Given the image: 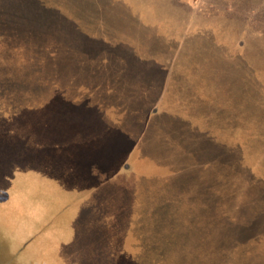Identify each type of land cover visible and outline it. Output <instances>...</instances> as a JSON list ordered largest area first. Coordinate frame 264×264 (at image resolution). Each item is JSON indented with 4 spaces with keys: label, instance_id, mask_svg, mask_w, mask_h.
Instances as JSON below:
<instances>
[{
    "label": "rangeland",
    "instance_id": "374dc122",
    "mask_svg": "<svg viewBox=\"0 0 264 264\" xmlns=\"http://www.w3.org/2000/svg\"><path fill=\"white\" fill-rule=\"evenodd\" d=\"M2 1L0 91L10 108L24 107L35 133L43 125L120 160L103 172L118 187L103 189L107 209L136 201L138 215L128 209L126 219L140 243L158 242L152 262H258L252 253L264 248L244 250L240 227L254 199L260 223L245 234L264 242V0H53L50 18L76 62L66 70L40 52L38 28L11 19ZM18 1L28 15L50 12L47 0ZM6 234L0 264H50L38 238Z\"/></svg>",
    "mask_w": 264,
    "mask_h": 264
},
{
    "label": "water",
    "instance_id": "95a60500",
    "mask_svg": "<svg viewBox=\"0 0 264 264\" xmlns=\"http://www.w3.org/2000/svg\"><path fill=\"white\" fill-rule=\"evenodd\" d=\"M7 101L9 96L0 91L2 233L19 243L33 244L38 238L42 246L35 248L50 264H154L152 247L158 242L148 237L140 243L126 219L128 209L138 215L136 201L107 209L110 195L103 189L110 183L113 190L117 186L104 179L120 160L97 143H66L43 125L35 133L24 107L10 108ZM121 187L136 191L135 185ZM146 225L150 231L155 223L148 220Z\"/></svg>",
    "mask_w": 264,
    "mask_h": 264
},
{
    "label": "trees",
    "instance_id": "16d2710c",
    "mask_svg": "<svg viewBox=\"0 0 264 264\" xmlns=\"http://www.w3.org/2000/svg\"><path fill=\"white\" fill-rule=\"evenodd\" d=\"M4 1H6L8 7L10 8V11L12 13V15L9 16L11 19H13L15 21L19 20L21 23L24 22V24L27 25L28 27H32V25H33L35 28H38L37 31L39 30L38 35H39V42H40L39 50L46 58H49V60L54 61L56 64L63 65L64 68H65V65L71 66L72 65L71 63H73V64L76 63V62L75 63L73 62L74 55H70L66 52L68 47L66 46V42H65L66 40L64 38L65 36L60 34V31L55 26L56 25L55 22L52 21V19L55 21H56V19L50 18L52 10L57 7L56 3L53 0H47L46 4L44 6V8L47 11H50L49 13H46L47 14L46 18H41L39 15L33 16V15L26 14L22 10V7H20L19 4L14 3V2H20L18 0H3L2 2H4ZM41 19H43V20H41ZM44 19H46V20H44ZM46 33H48V34H46ZM57 52H59L62 55L63 59H59L58 56H56L57 54H55V53H57ZM80 57H83V55L81 54ZM68 60L71 62H68ZM83 68H86V67H83ZM73 69L75 70L76 68L73 67ZM65 70H66V68H65ZM252 171H253V169H252ZM252 175H253V173H250L249 175L246 174V177L243 179L245 184L242 186H244L245 189H247L248 183L250 182V180H252L251 179ZM255 177H254V179H255ZM216 178H215V182H216ZM237 178L238 177L234 178V176H233V180L236 183V186H237L238 180H239ZM240 179H241V177H240ZM256 180L263 182L262 179H256ZM245 189L242 190V193L245 191ZM219 199H220L219 195L216 194V191L214 190L213 195H212V201L215 202L216 205L219 206V202H220ZM256 199H257V197H256ZM234 200L236 201V198H234ZM235 208L237 210V206H235ZM260 209H261V207L257 206L254 199H252L249 203V208L247 209V211H253L254 215H253L252 219H251V217L247 219L250 223L249 222L247 223V221L245 220L246 221L245 225L240 227L242 230L241 238L246 243V244H244V250H245V245H246V249L250 250L251 253H252L253 249H255V247H256V249L264 248V246H263L264 242L259 237H257L258 238V241H257L255 236L252 235L253 237L251 236L252 238L249 237V238H251V239H249L248 236L245 234L246 233L245 229L247 231H249L250 234L256 232V225H258V222L260 220V216H259V210ZM244 212H246V211L243 209L241 214H243ZM256 212H257V216H256ZM250 220H252V221H250ZM242 243H243V241H242ZM253 243L255 244V247H254ZM252 244H253V246L251 247L250 245H252ZM254 252H256V253H254V254L252 253V257L256 258L258 260V262L254 263V264H264V257H262L264 254L258 250H254Z\"/></svg>",
    "mask_w": 264,
    "mask_h": 264
}]
</instances>
